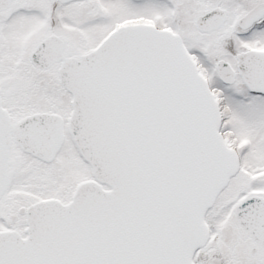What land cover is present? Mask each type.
I'll return each instance as SVG.
<instances>
[{
    "label": "water",
    "instance_id": "obj_1",
    "mask_svg": "<svg viewBox=\"0 0 264 264\" xmlns=\"http://www.w3.org/2000/svg\"><path fill=\"white\" fill-rule=\"evenodd\" d=\"M12 2L0 0V11ZM65 48L52 34L30 60L41 69L60 63L59 82L71 95L66 121L36 113L13 123L0 95V199L12 145L52 162L65 127L93 179L68 203L24 208V236L0 231V264H195L209 237L206 213L239 169L207 80L181 37L152 25L120 26L79 57ZM237 66L248 89L264 94V52L239 53ZM217 71L233 82L229 63L219 61Z\"/></svg>",
    "mask_w": 264,
    "mask_h": 264
},
{
    "label": "rangeland",
    "instance_id": "obj_2",
    "mask_svg": "<svg viewBox=\"0 0 264 264\" xmlns=\"http://www.w3.org/2000/svg\"><path fill=\"white\" fill-rule=\"evenodd\" d=\"M146 21L152 22L148 0H78L67 4L56 0H13L9 8L0 13V95L12 122L36 113L66 116L70 109V95L59 83L58 65L37 69L30 62L31 52L41 41L55 34L66 43L64 54L78 57L90 51L112 29ZM222 53L226 52H195L213 79L215 61ZM214 81L226 103L231 90L239 91V88L226 90L216 79ZM248 111L249 117L244 120L249 128H244L242 121L233 125L229 121L228 135L237 142L246 138L263 151L264 111ZM38 160L24 154L18 145H12L8 158L11 185L0 199V229L4 227L2 218L11 228L20 229L25 216L23 209L28 205L45 198L65 202L80 182L91 177L89 167L77 156L69 136L52 162ZM235 194L228 191L217 201L210 217L214 227L219 223L231 224L230 219L225 221L226 210L223 216H217V222L215 216L238 196ZM216 232L219 235L216 234L206 250L198 253L196 263L243 264L238 254H227L228 227Z\"/></svg>",
    "mask_w": 264,
    "mask_h": 264
},
{
    "label": "flooded vegetation",
    "instance_id": "obj_3",
    "mask_svg": "<svg viewBox=\"0 0 264 264\" xmlns=\"http://www.w3.org/2000/svg\"><path fill=\"white\" fill-rule=\"evenodd\" d=\"M148 1L151 5L152 22L146 21L133 24L152 25L162 30L171 31L181 37L187 51L196 62L199 71L207 80L218 101L221 113L220 131L227 145L234 149L239 157V169L237 173L231 177L227 187L219 194L214 205L206 213L209 238L206 245L196 252V257L198 253L207 249V246L210 245L213 238L218 234L216 231L228 227L227 254H238L243 264H264V150H258L257 144L248 142L249 140L246 138L241 140V142H237L233 136L230 135L231 137H229L228 135L231 130L230 122L231 125H233L236 121H242V124L244 122L246 125L244 128H249V123L247 124L244 120L246 116L249 117L248 110L264 111V94L253 92L248 89L237 66V55L239 53L249 51L264 52V0ZM7 9L0 11V13L5 12ZM206 16H209V19L204 22L203 26H199V20ZM195 52H226L225 54L222 53L221 56L216 59L214 65L215 74L213 77L223 88H226V90H236V88H239V91L236 90L234 92L231 90L228 103H226L222 95L219 94L218 87L211 77L212 74H208L205 71ZM227 52H231V54ZM219 61L229 63L234 72L232 83L225 82L219 76L217 71V63ZM56 65H58V67L60 66L59 63ZM225 103L227 105H225ZM243 110H245V112ZM69 113L70 109L67 115L63 116L65 120ZM67 136H69V133L66 129L65 141ZM255 149H257L256 152H254ZM23 153L27 154L25 152ZM27 155L38 160L30 154ZM79 158L81 159V157ZM81 161L88 167L82 159ZM228 191L237 193L238 196L233 198L230 204L223 206V209L219 210L221 214H216L215 219L217 216H223L226 210L227 217L225 221L230 219L231 224L219 223L214 227L210 217L217 205V201ZM72 193L65 202L70 200ZM243 202L245 205L243 211L244 225L242 226L237 217V209ZM25 221L26 215L23 216L21 220L23 227L16 231L23 234ZM1 222L4 227L1 228L0 231L15 230L8 226L6 219L2 218ZM211 249L212 247L210 250ZM213 249L217 250L215 248ZM198 264L213 263L200 262Z\"/></svg>",
    "mask_w": 264,
    "mask_h": 264
},
{
    "label": "bare ground",
    "instance_id": "obj_4",
    "mask_svg": "<svg viewBox=\"0 0 264 264\" xmlns=\"http://www.w3.org/2000/svg\"><path fill=\"white\" fill-rule=\"evenodd\" d=\"M38 69H41V68H38ZM3 107H4V106H3ZM4 108H5V107H4ZM64 144H65V141H64L63 145H64ZM63 145H62V146H63ZM77 156H78V157H81L80 154H78V153H77Z\"/></svg>",
    "mask_w": 264,
    "mask_h": 264
},
{
    "label": "trees",
    "instance_id": "obj_5",
    "mask_svg": "<svg viewBox=\"0 0 264 264\" xmlns=\"http://www.w3.org/2000/svg\"><path fill=\"white\" fill-rule=\"evenodd\" d=\"M99 43H100V42H99ZM96 45H98V43H97ZM96 45H95L94 47H96ZM94 47H93V48H94Z\"/></svg>",
    "mask_w": 264,
    "mask_h": 264
}]
</instances>
